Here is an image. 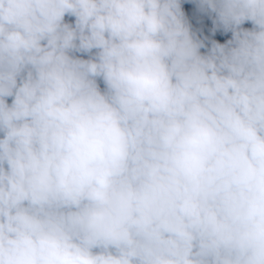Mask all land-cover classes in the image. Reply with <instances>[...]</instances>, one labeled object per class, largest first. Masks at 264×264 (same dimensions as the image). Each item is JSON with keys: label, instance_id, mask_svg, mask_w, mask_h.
<instances>
[{"label": "clouds", "instance_id": "1", "mask_svg": "<svg viewBox=\"0 0 264 264\" xmlns=\"http://www.w3.org/2000/svg\"><path fill=\"white\" fill-rule=\"evenodd\" d=\"M0 264H264V0H0Z\"/></svg>", "mask_w": 264, "mask_h": 264}]
</instances>
